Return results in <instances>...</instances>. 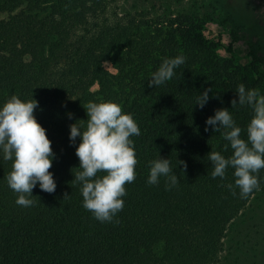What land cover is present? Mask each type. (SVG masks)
<instances>
[{"label": "trees", "instance_id": "16d2710c", "mask_svg": "<svg viewBox=\"0 0 264 264\" xmlns=\"http://www.w3.org/2000/svg\"><path fill=\"white\" fill-rule=\"evenodd\" d=\"M264 3V0H260ZM200 0H0V103L36 99L37 122L56 154L49 169L56 189L33 188L22 207L4 177L0 153V264H217L230 224L251 197L241 196L233 169L211 178L210 151L230 156L221 133L205 120L225 107L245 129L251 109L232 108L243 83L264 93V74L220 57L201 32L210 20ZM185 63L163 86L147 79L165 57ZM211 88L203 108L196 95ZM112 100L140 128L132 136L136 178L125 185L118 222H100L82 206L69 125L87 119L89 101ZM71 113V119L68 114ZM84 123V121H77ZM79 138H77V143ZM169 158L179 183L149 185V162ZM183 161V164H177ZM176 165V166H175ZM235 193V194H233ZM230 252V251H229ZM240 258H236L237 264Z\"/></svg>", "mask_w": 264, "mask_h": 264}, {"label": "clouds", "instance_id": "9594fccd", "mask_svg": "<svg viewBox=\"0 0 264 264\" xmlns=\"http://www.w3.org/2000/svg\"><path fill=\"white\" fill-rule=\"evenodd\" d=\"M183 55L165 57L147 79L149 87L166 84L176 75V69L185 63ZM211 88L199 92L193 104L203 108ZM235 93L237 99L231 100V107L247 106L251 109L250 119L241 136L242 128L236 123L229 108L214 109V114L205 120V131L211 126L213 132L221 133L227 142L224 151L231 148L230 156L220 151H210L207 159L211 162V178L223 179L226 170L232 168L234 185L227 184L232 190L239 188L240 195L247 196L259 189L256 175L264 169V93L258 88H247L239 84ZM87 119H77L69 125V141L75 145L79 170L74 181L82 195V206L90 211L100 222H118L114 217L124 208L125 185L136 178L137 164L132 136L140 135V128L130 113L122 111L121 106L112 100L89 101L83 106ZM39 108L34 98L22 100L16 95L0 103V153L5 161H11V168L4 177L10 189L17 194L15 203L31 207L32 190L39 187L52 193L56 183L49 169L55 159L51 141L46 129L37 122L34 110ZM71 119L72 114H68ZM84 121V123H77ZM77 138L79 142L77 143ZM183 161H177V164ZM176 166V165H175ZM147 183L157 185L161 177L165 188L170 190L179 183L169 158L157 157L149 162ZM235 194V193H233Z\"/></svg>", "mask_w": 264, "mask_h": 264}, {"label": "rangeland", "instance_id": "374dc122", "mask_svg": "<svg viewBox=\"0 0 264 264\" xmlns=\"http://www.w3.org/2000/svg\"><path fill=\"white\" fill-rule=\"evenodd\" d=\"M210 20L201 32L216 53L264 74V3L260 0H200ZM217 264H264V188L253 195L225 236ZM230 251V252H229ZM239 264V261H238Z\"/></svg>", "mask_w": 264, "mask_h": 264}]
</instances>
